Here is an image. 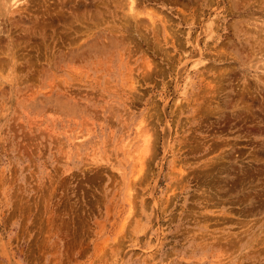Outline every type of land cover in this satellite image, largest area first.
Masks as SVG:
<instances>
[{
  "label": "rangeland",
  "instance_id": "374dc122",
  "mask_svg": "<svg viewBox=\"0 0 264 264\" xmlns=\"http://www.w3.org/2000/svg\"><path fill=\"white\" fill-rule=\"evenodd\" d=\"M19 3L0 264H264V0Z\"/></svg>",
  "mask_w": 264,
  "mask_h": 264
},
{
  "label": "bare ground",
  "instance_id": "6f19581e",
  "mask_svg": "<svg viewBox=\"0 0 264 264\" xmlns=\"http://www.w3.org/2000/svg\"><path fill=\"white\" fill-rule=\"evenodd\" d=\"M20 0H0V16L1 14L4 16L8 14L11 11V8L14 7L15 5H20L19 3ZM131 10L134 11L133 5H131ZM133 13V12H132ZM136 13V12H135ZM138 14V13H137ZM136 17V14H134ZM133 15V16H134ZM2 17V16H1ZM147 136V135H146ZM150 136V135H149ZM148 136V137H149ZM145 137V136H144ZM147 140V139H145ZM148 142V141H147ZM149 143V142H148ZM150 144V143H149ZM151 146V145H150ZM145 155V154H144Z\"/></svg>",
  "mask_w": 264,
  "mask_h": 264
}]
</instances>
